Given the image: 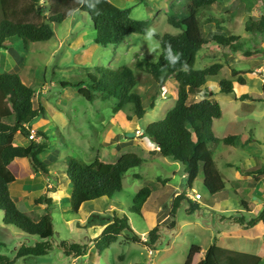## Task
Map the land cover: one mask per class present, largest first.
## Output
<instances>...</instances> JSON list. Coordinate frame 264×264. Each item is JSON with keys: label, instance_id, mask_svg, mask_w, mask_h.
<instances>
[{"label": "rangeland", "instance_id": "rangeland-1", "mask_svg": "<svg viewBox=\"0 0 264 264\" xmlns=\"http://www.w3.org/2000/svg\"><path fill=\"white\" fill-rule=\"evenodd\" d=\"M109 1L120 8L129 9L132 18L147 21L148 31L154 30V33L160 35L178 32L168 24L167 18L174 12L171 7L177 6L180 0ZM263 2L264 0H219L215 5L204 9L201 18L205 38L210 39L216 32L214 24L206 22L207 17H213L226 21V24L222 22L220 25H227L232 34L239 35L244 49L258 47L262 44L261 37L245 32L244 25L248 20L260 16ZM28 3L29 0H19L18 10L20 11ZM40 7L45 17H48L47 4L42 2ZM66 15L67 18L62 23L54 25V36L48 41L30 43L28 50H25L21 41L10 40L7 42L8 49L0 50V73L18 74L23 83L35 90L34 106L37 107L40 103L48 108L49 118L40 116L34 122L35 125H41L50 146L47 154L40 155V160L49 164L63 161L66 157H73L91 163L98 152L103 159H101L103 162L98 161V163L105 166L127 158L130 154L143 159V162L124 175L120 192L112 194L111 197L106 196L85 203L77 214L71 211L67 192L60 197V200L53 192H47V195L53 196V200L55 197L54 205L48 208L54 225V235L49 239L52 249L44 256L20 258L15 264H72L73 262L75 264H183L190 247L202 246L206 237L194 231L187 222L211 221L199 216V211L189 214L187 201L182 202L177 208L173 219L170 215L173 195L179 192V194L186 193L188 197L194 192H199L204 195L202 202L211 199L203 187L202 173L200 171L194 181L193 189H190L184 175V167L180 162L163 156L158 157L157 153L143 147L142 142H150L149 137L134 138L136 128L145 132L147 126L164 118L175 104L174 94L170 93L169 89L166 92L162 90L157 92L152 86L153 83L148 80L147 74L138 73L139 82L136 92L143 98L146 107L145 115L138 119L133 116L132 105L126 106L114 115L112 100L103 102L97 99L90 103L80 96L75 88H62L60 85L61 82H77L78 78L88 73L98 75L97 69L114 70L122 65L131 66L136 56L156 62L161 53L160 45L153 36L149 37L147 34L146 36L131 35L119 45L103 47L94 42V30L86 13L76 11L69 15L66 12ZM21 18L32 22L42 20V17L32 14ZM207 48L211 50L207 51L209 50ZM262 49L264 51L263 46ZM222 51L212 43L207 44L196 54L197 58L193 59L191 64L193 69L199 70L222 62L221 71L206 82L210 92L214 93L212 98L223 110V117L214 125V135L219 140L211 143L209 148L220 172L232 178L236 169L241 174H246L242 168L245 159H251L247 151L250 147L245 143L248 139L258 150L256 152L258 166L264 167V95L262 93L263 98L258 101L241 100L237 96L244 87L235 83L234 92L227 95L218 91L219 81L234 80L231 72L234 68L243 72L242 76L248 71L263 69L262 73H255V77L259 78L245 75L249 85L246 93L250 97L259 99V94L263 92L260 78H264V52L252 58L233 52L226 61L225 57H221V54L225 53ZM207 91L208 89L200 93L199 97L205 96ZM154 94H156L155 108L150 109L148 104ZM163 95L167 98L163 99ZM129 117H133L130 124ZM122 121L126 124L128 122L129 126L125 127ZM34 128L39 127L34 126ZM106 131L109 132L106 141L109 144L119 142L116 147L108 148L107 144L102 143L101 135L104 138ZM231 135L238 136L234 145L224 143L220 139ZM38 138L37 141L42 139L39 135ZM130 141L131 143H126ZM27 144L28 140L23 135H17L15 145ZM135 144H140L142 148ZM227 162L233 164V169H226ZM9 169L14 171L15 180L10 185V192L16 205L33 221H38L47 213L45 205L34 203V199L43 195L47 189L44 187L41 189L37 184L38 176L42 175L36 173L26 162L22 165H10ZM48 169L49 173H53L54 170L63 172L67 179L62 164L60 166L53 164ZM166 179L168 181H165ZM49 181L53 187L58 185L55 176H51ZM65 188L67 191V187ZM143 188L151 190L150 197L142 207V214L132 213L129 209L133 205V198ZM20 190H22L21 196L18 195ZM226 192L230 194V202L239 206V196L234 193L231 186L228 185ZM204 210L205 217L209 218L212 212L206 208ZM114 211L128 217L133 230L141 239L144 232L160 225V238L155 248L151 249L133 241L130 235L124 232L103 251L96 250V242L92 240L100 236L105 226L112 222ZM171 220H175L176 226L168 229L166 225ZM144 237L147 239V234ZM38 240L37 236H30L16 226L5 225L4 212L0 209V255L14 259L22 245L30 246ZM61 241L87 244L88 254L78 258L67 256L58 247ZM119 256L123 257L122 261L118 259Z\"/></svg>", "mask_w": 264, "mask_h": 264}, {"label": "trees", "instance_id": "trees-1", "mask_svg": "<svg viewBox=\"0 0 264 264\" xmlns=\"http://www.w3.org/2000/svg\"><path fill=\"white\" fill-rule=\"evenodd\" d=\"M18 1L0 0V50H7L9 47L7 42L10 40L21 41L25 50H28L30 43L48 41L54 36V25L62 23L67 18L66 12L68 15L76 11L86 13L94 30V42L103 47L119 45L131 35L148 34L147 21L132 18L129 9L120 8L109 0H29L20 11L17 7ZM42 2L48 6V17H45L40 7ZM218 2L219 0H180L177 6H172L171 10L174 12L170 13L167 22L178 32L152 35L158 41L161 50L156 62L136 56L131 66L122 65L114 70L97 69L98 75L88 73L78 78L77 82L60 83L62 88H75L77 93L90 103L97 99L103 102L112 100L114 114L132 105L134 116L141 119L146 113V107L143 98L136 92L138 73H146L157 92L164 87L169 77H174L178 84L175 105L163 119L147 126L144 136L156 144L163 157H169L184 166L190 189L201 171L202 184L209 195L224 191L227 186L209 148L211 143L219 140L214 135L213 121L221 118L222 109L213 98L192 101V97L205 86L207 79L217 76L222 64L215 63L197 70L193 69L191 63L209 41L216 43L220 48H228L233 52L241 51L242 56L246 58L263 53L259 47L244 49L239 36L222 33V30H226L220 25L222 19L207 17L206 22L214 24L216 32L210 39L205 38L202 11ZM31 14L42 17V20L40 22L21 20V17L25 18ZM244 30L260 36L264 46V2L259 18L248 20ZM169 50L173 57H179L174 63L168 59ZM231 72L233 77H237L239 85L245 84L240 71L232 69ZM218 86L221 93L230 94L234 91L231 80H220ZM262 88L264 91V83ZM34 95L35 90L23 83L18 74L0 73V209L4 212L5 225L16 226L22 232L39 238L33 245H22L14 259L0 255V264H15L16 260L26 256L48 254L52 249L49 239L54 235L53 219L48 211L54 204L47 192H54L55 189L48 188L45 194L34 199L36 205H45L47 213L38 221H33L19 210L10 192V185L15 180L9 169L13 160L27 159L34 171L42 176L49 174L48 167L62 164L71 185L69 202L71 211L75 214L85 203L106 196L111 197L112 194L120 192L124 175L143 162V159L137 156H128L105 166L97 160L85 163L73 157H66L63 161L46 164L40 160V155L46 154L50 149L46 134L38 130L37 134L42 139L40 141L29 139V128L33 127L38 117H45L44 107L40 103L37 107L34 106ZM213 95L214 93L211 96ZM240 98L243 100L250 96L244 94ZM155 99L156 94L151 97L148 104L150 109L154 108ZM19 134L28 140L26 146L15 145ZM233 139L234 137H226L222 140L230 144ZM149 196V188H143L136 193L130 212L141 214ZM184 201L188 202L189 214L200 211L199 203L189 199L186 193H181L172 203L170 215L173 219L177 208ZM112 214V222L105 226L100 236L92 240L96 242V250L103 251L124 232L128 233L133 241L151 249L155 248L160 238V225L148 231L147 239L144 241L135 233L125 214L119 215L115 211ZM226 219L244 229L251 228L259 222L264 224V207L256 215L236 212ZM175 226V220L166 225L168 229ZM216 241L214 237L203 259L197 264H259V257L222 249L217 246ZM58 247L67 256L75 258L86 256L89 249L87 244L68 241H61ZM199 252L200 247L192 245L183 264H192L194 255ZM118 259L122 261L123 257L119 256Z\"/></svg>", "mask_w": 264, "mask_h": 264}, {"label": "crops", "instance_id": "crops-1", "mask_svg": "<svg viewBox=\"0 0 264 264\" xmlns=\"http://www.w3.org/2000/svg\"><path fill=\"white\" fill-rule=\"evenodd\" d=\"M225 22L223 21V23H225ZM223 26L226 28V30L225 31L222 30V33H229L231 35H234L228 29L227 25H223ZM214 28H215V26H214ZM244 28H245V25H244ZM236 36H239V35H236ZM240 41H241V37H240ZM210 43L217 46L216 43H214L212 41L208 42V44H210ZM262 46H263L262 44L258 45V47L261 48V50L263 51ZM218 48H220V47H218ZM243 48H244V46H243ZM207 49H209L207 51L211 50L210 48H207ZM213 50H214V48H213ZM221 50H223L222 52H225V53L221 52L222 53L221 57L222 58L225 57V60L228 61V57L230 58L233 51L229 50L228 48H220V51ZM238 53L242 56L241 51ZM201 55H199V58H201ZM195 58H197V55H195L194 59ZM218 63L222 64V62H218ZM222 68H223V65H222ZM262 71H263V69H257V70H253L251 72L248 71L245 73V75L249 74V76L255 77L256 72L262 73ZM240 73H241V71H240ZM245 75H243V76L241 75L245 80V84L239 85L240 87H244L243 91L241 93H239L237 96L239 99H241L240 96L247 94L246 90L249 87L248 80L246 79ZM255 78H259V77L256 76ZM233 79L234 80H231V81L234 84V90H235V83H237V77H234ZM260 83H261V85H263V83H264L263 77L260 78ZM177 86H178V84H177V81L175 80V78L169 77L167 79L164 87L161 89L162 91H165V92L169 89L170 93L174 94L175 103L177 100ZM206 89H208L207 94L205 96L199 97V94L200 93L202 94V92H204ZM212 93L213 92H210V88H208V86L205 84V86H203L201 88V90L196 95H194L192 97V101H200V100H203L205 98H212L213 97V96H211ZM232 93H230V94H232ZM262 93L264 95V91L261 92V94H259V96H258L259 99L254 98V97H250V98H246L243 100H245V101H247V100H250V101L262 100V98H263ZM227 95H229V94H227ZM247 95L249 96V94H247ZM162 98L166 99L167 96L163 95ZM194 98H196L197 100H195ZM44 107H45L44 109L46 110L44 118L46 119V118H49L48 110H47L48 108L46 105ZM154 108H155V106H154ZM117 113H119V112H117ZM114 115H117V114L115 113ZM222 117H223V110H222L221 118ZM217 120H219V119H216L213 121V131H214V125H215ZM132 121H133V117H129V124ZM122 123L124 124L125 127L129 126L128 122H127L128 125L124 121H122ZM33 126L39 127L38 130L43 131L41 129V125H35L34 124ZM137 129H139V128H136L135 131ZM140 130L142 131V129H140ZM105 133L106 134L104 135V138H103V135H101L102 140H103L102 143L107 144L108 148L116 147V145H118L119 142L116 144L110 142V144H109V142L106 141V138L109 137V132L106 131ZM142 137H144V132H143L142 136H136V134H135L134 138L139 139ZM228 137H234L233 141L230 143V145H234V142H235V140H237L238 136L237 135H231ZM220 139H224V138H220ZM99 143H100V140H99ZM126 143H131V141L126 142ZM245 143L247 144V146L250 147L247 149V151H248L249 157L251 158V159H249V158L245 159L244 168H242V169H244L246 174H241L240 171L238 169H236L235 173L233 174L234 177H232L234 179H232V178H230V176H226L220 172V170L217 167L215 160L213 159L219 173L222 175L224 181H226L227 186H226V189L224 191L218 192L214 195L209 196V194L206 193L211 198V199L208 198V200L206 199L207 202L206 201L202 202L204 195L201 194L202 199L198 202L201 205V209L198 212V213H200L199 216H201V217L203 216L204 220L206 218V219L210 220L211 222L208 223L206 220L203 221L204 223H199L198 221L187 222L189 224V226L194 229V231H196L197 233H200L201 235H206V237L204 238V244L202 246L197 245L200 247V252L194 255L192 264H197L198 262H200L203 259L204 254H205L206 250L209 248V246L211 245L214 237H216V239H217L216 244L218 247H220L222 249L229 250V251H234V252H238V253H242V254H246V255H252L255 257H259L260 258L259 264H264V224L262 222H259L251 228L244 229V228H242L236 224H232L229 220L226 219V217H229V216L233 215V213H236V212H246V213H249L250 215H256L264 207V183H263V181H264V167H259L257 162H256V154H257L256 152L258 151V150H256V146L251 144L250 139L246 140ZM135 145H137V144H135ZM141 145L143 147L149 148V149H151V151L157 153L158 157L162 156L159 153V149L156 146V144L154 142H152L151 140H150V142H142ZM141 145L139 144V145H137V147L142 148ZM243 145H244V143H243ZM130 156H135V155L130 154ZM166 158H169V157H166ZM101 159L102 158L100 157L99 153L97 152V155L92 159V161L97 160V161H100V163H101V161L103 160V159L102 160ZM25 160L26 159H24V158H16L15 160L12 161V163L10 165H14V164H21L22 165L24 162H26L27 164L30 165L28 160H26V161ZM251 161H252V163H251ZM225 164H226L225 165L226 169H233V164H231L230 162H227ZM10 165H9V167H10ZM11 171H12V173L14 172L13 169ZM184 175L186 176L185 172H184ZM51 176L56 177V179L58 180V185H56V186L54 185V187H53V185L49 181ZM186 178H187V176H186ZM37 180H38L37 184L39 186H41V189L43 187L45 189L47 188L45 193L47 192L48 188H54L55 191L53 193L57 195V198H59V200H60V197H62L63 195H66V192L69 194V197H70L69 191L71 189V185H70L69 181L66 179L63 172L54 170L53 173H49L45 177L38 176ZM165 181H168V180L166 179ZM64 184H67V185H64ZM228 185L231 186L234 193L237 196H239V199H240L238 202L239 206L238 205L236 206L230 202L231 201L230 194L228 192H226V190L228 189ZM65 187H67V189H68L67 191H66ZM191 189H193V185H192ZM43 193H44V191H43ZM196 193H199V192H196ZM150 194H151V190H150ZM178 194H179V192H175L173 197L175 198ZM18 195H20V196L22 195V190L19 191ZM12 197H13V195H12ZM54 200H55V197H54ZM81 208H80V210H81ZM205 208L212 212L209 215L210 216L209 218L205 217V213H204ZM141 214H142V210H141ZM168 219L169 218L167 217V220ZM147 233L148 232H144L142 234V239L144 241L146 240V238L144 236ZM150 253H152V252H150Z\"/></svg>", "mask_w": 264, "mask_h": 264}, {"label": "built area", "instance_id": "built-area-1", "mask_svg": "<svg viewBox=\"0 0 264 264\" xmlns=\"http://www.w3.org/2000/svg\"><path fill=\"white\" fill-rule=\"evenodd\" d=\"M29 139H34V140H38V129H35L34 126L29 128ZM136 136H142L143 132L140 129H137L135 131ZM189 199H191L194 202H199L202 199V195L200 193H196L194 192V194L192 196H188ZM72 264H75V262H73Z\"/></svg>", "mask_w": 264, "mask_h": 264}, {"label": "clouds", "instance_id": "clouds-1", "mask_svg": "<svg viewBox=\"0 0 264 264\" xmlns=\"http://www.w3.org/2000/svg\"><path fill=\"white\" fill-rule=\"evenodd\" d=\"M148 34H149V37H151L154 34V30H149ZM169 47H170V45H169ZM168 59L171 60L174 63L175 60L179 59V57H173L172 54H171V51L169 50Z\"/></svg>", "mask_w": 264, "mask_h": 264}]
</instances>
